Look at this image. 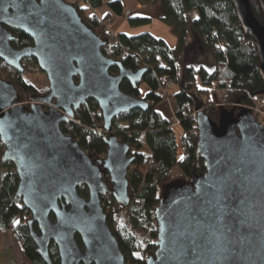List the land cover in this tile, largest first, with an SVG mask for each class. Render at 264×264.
Here are the masks:
<instances>
[{
  "label": "water",
  "instance_id": "95a60500",
  "mask_svg": "<svg viewBox=\"0 0 264 264\" xmlns=\"http://www.w3.org/2000/svg\"><path fill=\"white\" fill-rule=\"evenodd\" d=\"M232 1L255 42L264 82V18L260 22L253 10L258 1L264 16V0ZM11 30L33 45L14 49ZM107 46L66 0H0V61L23 73L22 61L34 58L50 85L28 109L15 86L0 78V168L15 166L17 197L31 214L30 235L45 264H53L52 242L60 264H127L102 199L111 191L121 206L130 204L128 177L136 157L119 141L113 121L135 109L147 111L146 100L120 89L124 80L141 84L147 69L127 70L103 53ZM257 95L264 96V89ZM88 100L98 103L108 133L105 158L94 159L61 130ZM195 110L205 172L165 186L155 211L156 251L146 264H264V127L248 109L220 110L217 121L203 102ZM83 186L88 198L79 193Z\"/></svg>",
  "mask_w": 264,
  "mask_h": 264
},
{
  "label": "trees",
  "instance_id": "16d2710c",
  "mask_svg": "<svg viewBox=\"0 0 264 264\" xmlns=\"http://www.w3.org/2000/svg\"><path fill=\"white\" fill-rule=\"evenodd\" d=\"M74 5L84 22L101 38L108 41L103 53L118 60L129 71L146 68L141 84L133 86L124 80L123 93L148 102L147 111L135 109L113 121V129L119 141L127 143L135 162L129 172L128 207L121 206L109 191L102 199L107 222L117 238L127 264H146L156 251L157 222L155 211L164 196V188L171 181L189 178L205 172L203 158H198V129L195 106L203 102L204 112L217 121L220 110L241 106H253L264 100L257 95L264 89L260 75V58L253 38L244 32L232 0H160L162 21L170 28L177 44L173 47L166 40L150 32L137 35H114L108 29V15L100 18L96 11L108 0H66ZM148 8H154L158 0H137ZM110 10L119 17L124 14L121 0L108 3ZM257 19L263 21L258 1L253 3ZM195 15L196 17H194ZM131 27L146 26L151 20L143 17L129 18ZM11 42L20 50L33 45V40L23 32H15ZM25 72L21 74L6 65L0 67V78L12 83L22 94L32 98L46 90L29 83L25 75L32 70L40 71L35 59H26ZM10 71L4 76V69ZM112 75L119 69L113 67ZM7 78V79H6ZM76 81L79 78H75ZM148 87L142 96L141 85ZM175 87L174 92H169ZM169 100L172 114L179 122L173 125L157 107ZM239 107V106H238ZM75 116L61 124V130L74 140L87 154L99 159L107 154L108 146L103 132V116L99 105L88 100L75 111ZM181 127L179 138L175 132ZM5 147L0 139V155ZM179 168L183 176L172 175ZM104 180L111 186L110 180ZM19 177L15 166L7 163L0 168V232L10 233L19 248L23 264H45L37 252L30 235V213L17 197ZM79 193L89 197L86 187ZM126 213L128 227L120 221ZM53 218V217H52ZM34 229L38 232L37 224ZM81 247L82 242L77 237ZM49 255L53 264H60L58 249L52 242Z\"/></svg>",
  "mask_w": 264,
  "mask_h": 264
},
{
  "label": "rangeland",
  "instance_id": "374dc122",
  "mask_svg": "<svg viewBox=\"0 0 264 264\" xmlns=\"http://www.w3.org/2000/svg\"><path fill=\"white\" fill-rule=\"evenodd\" d=\"M108 29L111 30V28L109 26H108ZM113 34L115 36L117 35L116 32H113ZM1 66H4V65L0 61V67ZM11 69H13V68H11ZM7 70H8L7 68H6V70L4 69V74H3L4 76L8 75L9 73H12V72L7 71ZM13 70H15V69H13ZM25 78L29 83H31L32 85H34L36 88H38L40 90H46L47 91V89L50 87L46 74H44L41 70L40 71H37V70L36 71L35 70L30 71V73L28 72L25 75ZM174 89H175V87L170 89L169 92L170 93L174 92L175 91ZM148 90L149 89L145 84L141 85V92H142L143 97L148 92ZM19 94H20V100H19L20 104L24 105L25 107L29 106L31 103L34 104V100H33L34 96L32 98H29V96L22 95L20 92H19ZM169 105H170L169 100L165 99L160 104L159 110L165 115L166 118L170 119L171 122L174 123V121H176V118L173 116L172 110L170 109L171 106H169ZM236 106L237 107H234V108H236L237 111L242 110V109L250 110L249 106L248 107L247 106H241L238 104H236ZM46 111H48V110H46ZM259 115L264 117L261 114H259ZM175 132L177 134V137L179 138L180 134L182 133L181 127H177L175 129ZM101 158H105V156H103ZM172 175L183 176V173L181 172V170L179 168H174L172 171ZM108 181H109V179H108ZM30 217H31V215H30ZM119 219L122 222V224H125L128 227L125 212H122L120 214ZM0 264H23L19 248H17V246L13 243V240H12L10 233L5 231V230H2L0 232Z\"/></svg>",
  "mask_w": 264,
  "mask_h": 264
},
{
  "label": "crops",
  "instance_id": "0c3cea01",
  "mask_svg": "<svg viewBox=\"0 0 264 264\" xmlns=\"http://www.w3.org/2000/svg\"><path fill=\"white\" fill-rule=\"evenodd\" d=\"M111 1L114 0H108L107 4L96 11V14L100 18H104L108 15L111 17V21H108V26L111 28L112 32H116L117 35L123 33L129 36L150 32L166 40L173 47L177 44V40L171 33L170 28L162 21L163 13L160 0H158L154 8H148L137 0H121L124 5V14L127 17H119L113 13L108 6V3ZM193 16L196 17L195 15ZM136 17L148 18L151 20V23L146 26L131 27L128 23V19ZM159 106L157 107L158 111H160ZM163 116L165 117L164 114Z\"/></svg>",
  "mask_w": 264,
  "mask_h": 264
},
{
  "label": "built area",
  "instance_id": "2783aa9c",
  "mask_svg": "<svg viewBox=\"0 0 264 264\" xmlns=\"http://www.w3.org/2000/svg\"><path fill=\"white\" fill-rule=\"evenodd\" d=\"M248 107V106H247ZM250 110L254 114L256 120L258 123H260L264 127V117L260 116L259 114L264 116V100H261L260 102H257L253 106H249ZM197 112L195 113L196 116ZM179 122L176 120L174 121L173 125L178 124Z\"/></svg>",
  "mask_w": 264,
  "mask_h": 264
},
{
  "label": "flooded vegetation",
  "instance_id": "af4514ba",
  "mask_svg": "<svg viewBox=\"0 0 264 264\" xmlns=\"http://www.w3.org/2000/svg\"><path fill=\"white\" fill-rule=\"evenodd\" d=\"M11 32L13 33V35L15 36L16 34H15V32H17V31H14V30H11ZM15 40H16V36H15ZM32 46V45H31ZM26 59H31V58H25L23 61H22V65H24V62H25V60ZM32 59H34V58H32ZM35 61H36V59H35ZM2 62V61H1ZM37 62V61H36ZM2 64L3 65H5L3 62H2ZM38 64V63H37ZM7 66V65H6ZM24 67V66H23ZM18 72V71H17ZM24 72H25V68H24ZM24 72L23 73H21V74H24ZM49 93V88L47 89V91L46 92H44L43 94H40V95H35L34 97H37V96H46L47 94ZM32 103L29 105V106H27V108L28 109H30L31 107H32ZM43 107H44V109L45 110H49V109H51V105H48V104H44L43 105ZM113 131H114V129H113ZM115 132V131H114ZM105 133H107V132H105ZM108 136V133H107V135L105 136V137H107ZM107 145V144H106ZM132 150V149H131ZM106 155L107 154H105V157H106Z\"/></svg>",
  "mask_w": 264,
  "mask_h": 264
}]
</instances>
